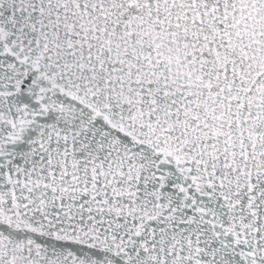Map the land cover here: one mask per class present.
I'll return each mask as SVG.
<instances>
[{
    "label": "snow or ice",
    "instance_id": "6c2138e0",
    "mask_svg": "<svg viewBox=\"0 0 264 264\" xmlns=\"http://www.w3.org/2000/svg\"><path fill=\"white\" fill-rule=\"evenodd\" d=\"M0 264H264V0H0Z\"/></svg>",
    "mask_w": 264,
    "mask_h": 264
}]
</instances>
